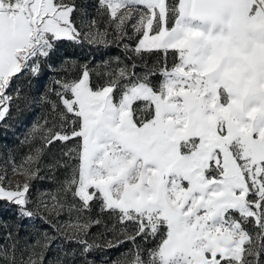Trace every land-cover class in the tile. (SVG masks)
Listing matches in <instances>:
<instances>
[{
  "label": "snow or ice",
  "instance_id": "obj_1",
  "mask_svg": "<svg viewBox=\"0 0 264 264\" xmlns=\"http://www.w3.org/2000/svg\"><path fill=\"white\" fill-rule=\"evenodd\" d=\"M96 13L106 21L78 0H0V123L20 98L16 80L39 76L58 43L131 53L105 65L103 84L79 65L40 97L49 115L8 163L38 178L60 145L48 167L69 175L36 200L30 183L0 175V202L45 223L78 213L56 227L85 258L131 245L111 264H264V0H96ZM145 56L158 60L138 72ZM93 205L97 217L85 216ZM101 224L110 238L89 240ZM7 239L4 264H44L36 249L50 247L47 233L23 247L18 234Z\"/></svg>",
  "mask_w": 264,
  "mask_h": 264
},
{
  "label": "rangeland",
  "instance_id": "obj_2",
  "mask_svg": "<svg viewBox=\"0 0 264 264\" xmlns=\"http://www.w3.org/2000/svg\"><path fill=\"white\" fill-rule=\"evenodd\" d=\"M78 2L86 3L90 16H97L96 0H78ZM79 18V13H77V22H79ZM97 18L101 19L102 23L107 19V17L101 18L98 16ZM129 43H134V40L129 41ZM127 55H131V53L126 52L122 44L112 43L111 46L90 47L88 44L80 45L64 41L58 43L49 58L42 62L39 76L33 77L30 71L26 70L24 75L16 80V85L22 89L20 98L14 100L10 114L1 123L5 133L11 134V131L14 130V137L12 139L15 141L12 146L9 143L6 144L5 141H0V175L6 176V179L2 183L11 186L22 185L25 182L30 183L33 200H36L45 192L56 194L62 182L69 175V170L66 168L50 169L48 167L53 159L58 158L60 145H57L56 148L49 151L44 157V161L39 165L38 178L26 176L19 169L13 172L12 165L8 163V157L10 155L14 156L17 163H19L21 158L28 152V145L23 144L22 141H24L25 136L30 132L34 124L38 122L42 123L43 119L49 115V106L41 103L40 97L45 92H48L49 89H57L55 81L74 78L79 75L78 66L87 64L93 70L91 78L93 84H103L107 78L106 74L110 71L105 65L111 62V68H115L117 67L115 59L118 57L121 61H124ZM171 59L169 57V61ZM157 60V56H145L143 61L137 59L136 63L140 65L137 71L142 70L145 62L151 67ZM49 95L52 100H56L54 93H49ZM16 123L20 124L19 128L13 125ZM12 147H17L18 151L13 153L11 151ZM5 168L7 169L6 173L4 172ZM44 198L50 201V196ZM97 214L98 208L96 205H93L91 212L84 213L85 216L90 217H97ZM44 215L47 216V213H44ZM77 215L79 214L76 212H72L69 215L65 210L59 217L53 215L51 220L45 223L39 217L32 219L21 218L14 206L9 203L0 202V246L10 243L7 239L9 232H12L14 235L18 234L21 241L20 247L24 246V242L29 244L34 243L37 237L41 238L42 243H47L42 239V234L47 233L51 238L50 247H37L36 249L44 256V264H60V261H66V264H84L85 259L90 261L91 264H111L112 260L122 258V254L126 248L131 247V245H124L120 248L94 249L86 258L83 257L80 254V246L68 242L56 227L58 225L66 226V222L69 219L74 221ZM101 219L109 227L111 226L107 214L102 216ZM69 231H71V228H69ZM104 232V224L93 226L90 228L88 239L92 240L95 238L97 243H103L105 239L110 238V235L101 236ZM147 247H151V244L147 245ZM27 255L28 253L25 252V258H27ZM17 256H19V252H17ZM0 264H4V261L0 260Z\"/></svg>",
  "mask_w": 264,
  "mask_h": 264
},
{
  "label": "trees",
  "instance_id": "obj_3",
  "mask_svg": "<svg viewBox=\"0 0 264 264\" xmlns=\"http://www.w3.org/2000/svg\"><path fill=\"white\" fill-rule=\"evenodd\" d=\"M24 119V118H23ZM13 125H16V128H19L20 127V124L16 123V124H13ZM13 128V126H12ZM14 129V128H13ZM14 137V130L11 131V134H7L5 133V130H3V125L0 123V141H5L6 144H10L11 146L13 145V143L15 142L12 138ZM11 151L13 153H15L16 151H18V148L17 147H12L11 148Z\"/></svg>",
  "mask_w": 264,
  "mask_h": 264
}]
</instances>
